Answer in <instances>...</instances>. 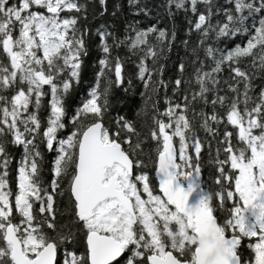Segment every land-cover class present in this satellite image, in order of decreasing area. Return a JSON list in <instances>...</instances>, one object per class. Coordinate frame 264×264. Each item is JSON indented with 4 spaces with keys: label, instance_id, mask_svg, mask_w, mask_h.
Masks as SVG:
<instances>
[{
    "label": "snow or ice",
    "instance_id": "obj_1",
    "mask_svg": "<svg viewBox=\"0 0 264 264\" xmlns=\"http://www.w3.org/2000/svg\"><path fill=\"white\" fill-rule=\"evenodd\" d=\"M0 264H264V0H0Z\"/></svg>",
    "mask_w": 264,
    "mask_h": 264
},
{
    "label": "trees",
    "instance_id": "obj_2",
    "mask_svg": "<svg viewBox=\"0 0 264 264\" xmlns=\"http://www.w3.org/2000/svg\"><path fill=\"white\" fill-rule=\"evenodd\" d=\"M124 2H125V4H126V0H124ZM148 2L151 4V5H155V4H157V3H159L160 2V0H148ZM111 3V0H109V4ZM90 11H91V9H90ZM157 11H160V13H161V18H164V19H166L165 17H164V14H163V12H162V10H160V9H155V8H153V11H152V13H151V16L152 17H155V14H156V12ZM140 19L141 20H143L144 18L143 17H140ZM176 22H177V25L180 27V29L182 30L183 29V27H185L186 26V21L183 19V12H180L177 16H176ZM149 21H145V23H148ZM150 22H152V23H155V19H151V21ZM89 24L90 25H92V26H95V22H93V21H91V20H89ZM142 26H144L143 24H142ZM160 26H163V24H161ZM91 77H92V69H91V67H89V69H88V72H87V75L85 76V81H88L89 79H91ZM129 97L132 99V101H133V106H132V112H134L135 111V107L136 106H138L139 104H140V95H139V88L137 87L136 89H134V90H132V91H130L129 92ZM123 110V109H122ZM19 158V150H16L15 151V153H14V158H13V163H12V169L14 170V168H15V159H18ZM11 173H10V180H11Z\"/></svg>",
    "mask_w": 264,
    "mask_h": 264
}]
</instances>
